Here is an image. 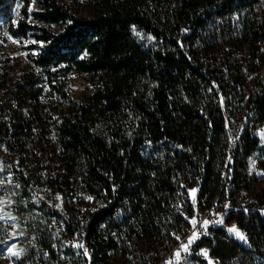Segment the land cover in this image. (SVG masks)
I'll return each instance as SVG.
<instances>
[{
  "label": "trees",
  "instance_id": "1",
  "mask_svg": "<svg viewBox=\"0 0 264 264\" xmlns=\"http://www.w3.org/2000/svg\"><path fill=\"white\" fill-rule=\"evenodd\" d=\"M32 2L0 0V28L21 4L11 33L38 42L24 72L0 68V197L12 195L25 262L63 264L47 238L57 217L90 264H160L218 200L251 249L218 227L196 249L264 260V200L239 203L264 127V0H92L86 17L59 0L30 14ZM74 75L96 85L80 102ZM41 192L100 208L79 219L40 200L33 214Z\"/></svg>",
  "mask_w": 264,
  "mask_h": 264
},
{
  "label": "rangeland",
  "instance_id": "2",
  "mask_svg": "<svg viewBox=\"0 0 264 264\" xmlns=\"http://www.w3.org/2000/svg\"><path fill=\"white\" fill-rule=\"evenodd\" d=\"M63 4H72L76 7L77 13L80 16L86 17L89 11V5L92 0H59ZM23 6L17 4L11 15V21L7 26L0 28V68H5L6 72H10L16 75L24 72L30 65V57L37 54L38 52L33 48L37 46V43L33 44L31 41H35L33 37L21 38L14 37L11 33V28L19 24L20 20H23ZM39 11V5L34 0L28 12L30 14ZM15 22V23H14ZM14 37L20 41V43H13L8 37ZM27 42V43H25ZM27 53V55H24ZM1 72V71H0ZM69 89L72 99L75 101H82L86 96L91 95L95 89L96 85L92 80L83 75H74L69 79ZM264 132V127L259 131L255 132V136L260 140V146L258 150L252 155L249 159L247 176L251 179V186L249 189L243 191L239 198L240 206L242 207H252L257 203H260L264 200V136L261 133ZM255 162L254 165L252 162ZM12 195L9 191H6L0 197V200L12 201ZM83 198V197H82ZM40 200L46 201V203L53 207L55 210L65 213L73 214L79 219H84L91 212H94L96 209L100 208L99 205L94 203L92 199L88 198H75L72 195L69 197H64L58 194H52L47 192H41L34 201L31 203H26L24 206L30 208L31 212L34 214H42V204ZM228 205V207H225ZM4 213H10L11 216L16 217L15 220L11 219H2L0 220V239L7 241V244L0 249V264H36L35 257L33 256L28 262H25L24 259V246L19 241L21 235V229L18 223V214L14 208L13 201L12 203L2 205ZM232 209L230 203L218 200L215 201L211 209L207 210L204 213L197 212L193 218H195L198 223L196 228L193 229L190 223L189 232L179 240L177 247L166 256V258L160 264H166L170 259H174V252L180 248L181 243H187L188 238L192 236L193 231L199 232V237L190 245L189 253L181 254V264H209L211 260L213 264H219L213 257L210 255V250L207 248L196 249V243L204 236L207 235L209 228H223L227 232L228 227L236 226V222H229V212ZM223 218L224 223L222 225L216 223H210L205 230L201 227V222L203 220L217 221ZM49 232L47 238H49L52 243V248L55 252V255L61 260L63 264H90L93 259V252L90 249L88 250V255H84L88 261L83 257L82 248H76L73 245L76 244L73 242L72 237L70 236L69 231L67 230L65 223L62 219L57 217L48 218ZM239 228V227H238ZM240 229V228H239ZM241 230V229H240ZM242 231V230H241ZM243 232V231H242ZM244 233V232H243ZM228 236L243 247L251 249L248 242H242L238 240L235 234H229ZM15 245V250H23L19 258L11 256L7 252V249ZM201 250H207L208 255L204 256ZM43 263L42 264H53L47 254H42ZM114 264H118L114 262ZM254 264H264V260L261 257H257Z\"/></svg>",
  "mask_w": 264,
  "mask_h": 264
},
{
  "label": "snow or ice",
  "instance_id": "3",
  "mask_svg": "<svg viewBox=\"0 0 264 264\" xmlns=\"http://www.w3.org/2000/svg\"><path fill=\"white\" fill-rule=\"evenodd\" d=\"M33 2H34V0H33ZM14 23H15V22H14ZM69 23H71V21H69ZM133 31H135V26H133ZM136 35L139 36V35H141V34L137 32ZM8 38H9L10 40H12L13 43H20V41H19L18 39L14 38V37L9 36ZM0 43H2V41H0ZM25 43H27V42H25ZM31 43L35 44V43H38V42H37V41H31ZM24 55H27V53H24ZM37 71H39V70H37ZM261 135L264 136V132H262ZM149 143H150V142H149ZM252 163H253V165H254L255 162L253 161ZM262 175H264V173H262ZM9 182H10V180H9ZM192 191H193V193H194L195 190H192ZM88 199H92V198H91V197H88ZM9 203H12V201L0 200V220H2V219H11V220H15V219H16V217L11 216L10 213H4V212H3V207H2V205H6V204H9ZM225 207H228V205H225ZM190 223H191L193 229H195V228H196V225H197V223H198V221H197L195 218H193V219L190 220ZM210 223H216V224H220V225H222V224L224 223V221H223V218H222V217H221V219H219V220H217V221L203 220V221L201 222V227L204 228V229L206 230L207 227H208V225H209ZM227 232H228L229 234H235V236H236V238H237L238 240H240V241H242V242H245V243L247 242V237H246V235H245V234H244V233H243L238 227H236V226L228 227V228H227ZM22 234H23V233H21V235H22ZM198 237H199V232H197V231H193V234H192V236H190V237L188 238L187 243H183V242H182L180 248L177 249V250L174 252V254H173L174 259H170V260H168V261L166 262V264H181V258H182L181 254H182V252H183V253H186V254L189 253L190 245H191V244H192V243H193ZM176 239H177V240H180V237H179V236H176ZM73 246L76 247V248H83V249H84V255H88V250H87V248H85L82 244L76 243V244H74ZM22 251H23V250H19V251L15 250V245H12V246H10V247L7 249V252L10 253L11 256H14V257H17V258H19V257L21 256ZM201 251H202V253H203L204 256H207V255H208L207 250H201ZM209 264H213V262L210 260V261H209Z\"/></svg>",
  "mask_w": 264,
  "mask_h": 264
}]
</instances>
